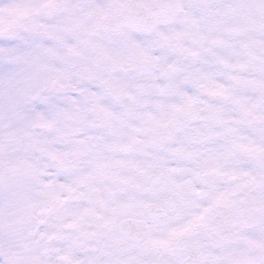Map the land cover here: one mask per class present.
<instances>
[{"label":"clouds","instance_id":"clouds-1","mask_svg":"<svg viewBox=\"0 0 264 264\" xmlns=\"http://www.w3.org/2000/svg\"><path fill=\"white\" fill-rule=\"evenodd\" d=\"M0 264H264V0H0Z\"/></svg>","mask_w":264,"mask_h":264}]
</instances>
